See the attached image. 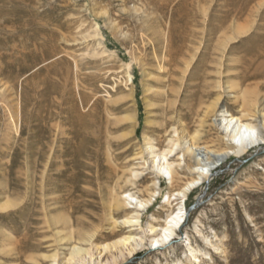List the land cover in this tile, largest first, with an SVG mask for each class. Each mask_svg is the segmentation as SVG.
Segmentation results:
<instances>
[{
  "label": "rangeland",
  "instance_id": "rangeland-1",
  "mask_svg": "<svg viewBox=\"0 0 264 264\" xmlns=\"http://www.w3.org/2000/svg\"><path fill=\"white\" fill-rule=\"evenodd\" d=\"M223 113L263 139L264 0H0V264H110L127 236L117 264H264V144Z\"/></svg>",
  "mask_w": 264,
  "mask_h": 264
},
{
  "label": "bare ground",
  "instance_id": "bare-ground-1",
  "mask_svg": "<svg viewBox=\"0 0 264 264\" xmlns=\"http://www.w3.org/2000/svg\"><path fill=\"white\" fill-rule=\"evenodd\" d=\"M190 78L192 79V76ZM220 116H221L220 125L223 129V133L228 137V142L230 143V145H234L235 140L239 139L241 141V143L243 144L242 150H243V152H245L246 148H247V146H249V144H251V145H253L255 143H259V145L264 144V136L261 135L263 137L262 140L259 139L260 137L258 136V139H257L258 141H256V140L254 141V139L252 138V133H254L256 126L244 123L241 119L236 118V117L231 116V115L226 114V113L225 114L223 113ZM262 132L264 135V131H262ZM246 137H249V139H247V140H251L250 142H248L249 144L246 143L247 140L246 141L243 140ZM196 140H198V139H196ZM194 142H196L195 139H194ZM234 151L235 150H227L221 154H214L211 151H207V154H210V155L215 157V161H217V162L214 161L211 164L216 166L215 163H220V161L221 162L225 161V159L227 157L234 154ZM170 153H172V151ZM163 159L166 161L165 156H163ZM169 167H170L169 164H167V167L159 164L157 166V171H160V173H158V175H161V176L165 175V176H168L170 180H173V175H172L171 169ZM153 168H155V167H153ZM204 168H205V165H202L201 163H198L197 165L190 168L193 175H198V179L197 180L195 179L192 182H189L187 185H185L181 189L180 192H178L177 196L182 198L181 201L183 202L184 206H185L186 201L189 198V195L192 194V192L194 191L196 186H202V180L204 179V174L201 172V169H204ZM152 171L154 172V169H152ZM184 206H182L181 210L178 213L173 212L171 215H169L163 226H161V225L160 226H152V225L150 226V228L148 230V234H150L152 236L151 238H152V244L153 245H156V247L162 246L166 242H169L170 240H172L174 238V236H176V229L180 227V225L183 223V220L185 219V207ZM148 207H149V205L144 206L140 202V203H137L136 205L132 206L131 208H133L135 210V212H143V211L148 212L150 209ZM121 208L124 209V207H121ZM135 216H136V214H135ZM138 216H139V213L137 214V217ZM137 217H135L134 219H127L125 222V225H127L126 227L127 228L136 227L134 225H138V221H139L138 220L139 217H138V219H137ZM159 227H161V228H159ZM197 234H198V238L205 241L206 244H208V246L213 245L209 240H206V238L204 237L201 230H198ZM144 242H145V237H143V236L142 237L127 236L126 238L120 239L118 242H116L114 244V246L104 247L103 250H106V251H107V249L113 250L114 247L119 248V246L126 247V252L124 254H122L121 256H115L111 262L109 261L110 264H112V263L117 264L118 262L126 261L128 258H131L135 254V252L138 251V249L143 247ZM187 245H188L187 258L189 256H192L194 258L193 261L196 262L197 258L199 256L203 255L202 250L200 248H195L190 242ZM215 250L219 251L220 249L215 248ZM98 251H99V249H98ZM75 255L81 257L80 253H77ZM205 255H207V254H205ZM73 260H74V257H73ZM67 263L71 264V260H69ZM76 264H86V262H84V260L82 259L81 261L77 262ZM98 264H101V263H98ZM175 264H181V263H175Z\"/></svg>",
  "mask_w": 264,
  "mask_h": 264
}]
</instances>
